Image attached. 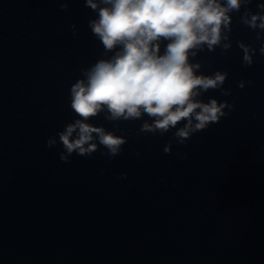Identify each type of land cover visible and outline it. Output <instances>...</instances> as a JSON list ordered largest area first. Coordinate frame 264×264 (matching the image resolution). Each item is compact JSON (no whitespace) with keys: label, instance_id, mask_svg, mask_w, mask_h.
Listing matches in <instances>:
<instances>
[{"label":"water","instance_id":"95a60500","mask_svg":"<svg viewBox=\"0 0 264 264\" xmlns=\"http://www.w3.org/2000/svg\"><path fill=\"white\" fill-rule=\"evenodd\" d=\"M244 11L231 14L230 50L193 61L228 73L231 95L202 96L234 103L228 116L180 145L172 132L138 135L147 116L100 114L90 122L124 136L122 152L64 163L46 141L76 118L70 86L103 56L88 27L96 13L84 0L67 11L0 0V264H264V55ZM237 41L257 49L251 66Z\"/></svg>","mask_w":264,"mask_h":264},{"label":"clouds","instance_id":"9594fccd","mask_svg":"<svg viewBox=\"0 0 264 264\" xmlns=\"http://www.w3.org/2000/svg\"><path fill=\"white\" fill-rule=\"evenodd\" d=\"M57 2L61 10H68L69 0ZM252 2L84 0L85 7L96 13L88 27L103 45L104 53L90 67L82 69V78L71 84L70 109L76 118L49 137L46 147L59 142V159L64 163H70L74 153L91 157L101 146L106 150L102 155L110 159L118 156L126 138L93 125L90 121L100 114L109 122L147 116L138 135L163 136L172 132V139L180 145L210 124L219 123L230 114L234 103L211 97L205 102L202 96L209 90L231 95V90L223 87L228 73L204 74L202 64L193 61L205 49H231V14L240 12L242 7L245 11L240 21L255 32V39L261 42L259 53L264 55V3H258V11L253 13L247 7ZM72 29L75 35L74 24ZM236 43L243 53V65L251 66L257 49L242 41ZM238 87L243 89L245 81H240ZM171 143L164 146V153H171ZM126 177L124 173L119 178Z\"/></svg>","mask_w":264,"mask_h":264}]
</instances>
